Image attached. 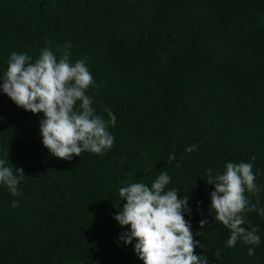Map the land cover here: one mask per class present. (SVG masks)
Instances as JSON below:
<instances>
[{
	"label": "trees",
	"instance_id": "trees-1",
	"mask_svg": "<svg viewBox=\"0 0 264 264\" xmlns=\"http://www.w3.org/2000/svg\"><path fill=\"white\" fill-rule=\"evenodd\" d=\"M48 41L71 44L73 63L87 58L86 95L97 115L116 116L114 143L54 157L42 143L44 113L18 107L0 79V159L25 175L19 196L0 184V264H143L137 241L120 239L130 226L114 219L126 203L119 189L151 186L161 171L166 189L189 197L197 255L264 264V217L244 214L259 245L228 247L205 182L208 169L252 162L261 191L246 195L264 207V0H0V77L12 52L35 61Z\"/></svg>",
	"mask_w": 264,
	"mask_h": 264
},
{
	"label": "clouds",
	"instance_id": "clouds-1",
	"mask_svg": "<svg viewBox=\"0 0 264 264\" xmlns=\"http://www.w3.org/2000/svg\"><path fill=\"white\" fill-rule=\"evenodd\" d=\"M41 49L39 57L33 61L27 53L12 52L7 61L3 77V92L20 108L33 114L44 113L40 132L45 148L56 158L71 160L83 152L103 154L110 150L114 137L108 131L115 126L116 116L104 109L109 117L97 115L92 107L93 97L86 95L94 85L93 76L87 65V58L71 61V44L53 45ZM60 54L59 59L52 50ZM98 87V85H97ZM79 102V104H78ZM197 149L186 148L191 153ZM175 156L170 155L169 160ZM0 159V184L7 186L13 196H19V183L25 178L23 169L5 166ZM211 192V210L214 220L230 231L228 247L237 241L245 245H259L260 236L256 227H245V213L257 212L264 217V207L260 200L253 203L246 193L257 195L261 191L255 183L252 162H227L223 173L213 174L207 170ZM166 171H161L151 186L135 182L119 189V195L126 201L114 219L121 227L130 226L120 239L127 245L133 240L135 253L143 264H208L206 256L197 255L195 250L201 244L193 238L191 224L184 218L192 210L188 207L189 197L179 198L176 188L166 189L170 182ZM13 207L19 202L14 201ZM207 220L200 222L203 229ZM202 233H197L201 235ZM255 254L253 247L248 255ZM219 257V252L215 253Z\"/></svg>",
	"mask_w": 264,
	"mask_h": 264
}]
</instances>
